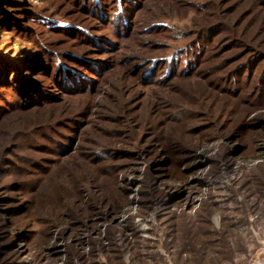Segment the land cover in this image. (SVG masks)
Wrapping results in <instances>:
<instances>
[{
    "label": "trees",
    "instance_id": "16d2710c",
    "mask_svg": "<svg viewBox=\"0 0 264 264\" xmlns=\"http://www.w3.org/2000/svg\"><path fill=\"white\" fill-rule=\"evenodd\" d=\"M259 110L264 0H0V264H34L22 244L36 258L52 252L53 264L63 254L61 264H100L99 253L107 264H135L113 243L135 231L116 227L130 205V172L142 174V206L165 201L173 240L176 219L191 245L189 225L205 222L197 252L230 261L233 242L211 224L223 212L213 190L192 211L182 188L204 146L243 144L221 155L233 166L238 151L264 145ZM257 173L264 180L263 164ZM249 182L231 189L233 215L264 199V185L251 192ZM55 232L65 242L45 246Z\"/></svg>",
    "mask_w": 264,
    "mask_h": 264
},
{
    "label": "rangeland",
    "instance_id": "374dc122",
    "mask_svg": "<svg viewBox=\"0 0 264 264\" xmlns=\"http://www.w3.org/2000/svg\"><path fill=\"white\" fill-rule=\"evenodd\" d=\"M161 18L163 20H171V14H163ZM173 20L179 21L181 24H188L190 22V18H187V20ZM3 40L5 42H8L9 36H5ZM261 112L264 113V110H259L255 114ZM240 147L242 148L243 144L237 142L231 144L227 141H223V143L222 141H218L204 146L201 149V152L203 154H200L206 155V158H201V156H199L198 159L195 160V164L193 165L194 167H196V169L194 172L188 174L187 182L189 183L187 187L182 188L187 198H193V205L190 208V210L192 211L194 209V206L195 208L198 207L197 203L202 200V197H204V195H208L209 192L213 190V194L215 195L217 201L221 204L223 212H216L215 214H212L211 224L216 230L220 231L224 229L223 231H225L229 239L233 242L232 249H234V252L231 259L232 261H224L222 257L219 258V255L217 256V253L213 252H210L207 255L208 258H203L200 255L201 253L197 252L203 247V239L201 236H199L198 238H195V236H204L205 232L207 231L205 222L201 223V226L200 224H198V222H196V227H191L189 225V230H191L192 235L194 233H197L192 236L191 242H193V244L191 245V235L188 236V234L185 232V228L183 227V223H181L183 217L176 219L174 221L175 223H177V226L175 228L176 239L173 240V238H171L170 232L172 224L171 214L168 213V210L164 203L165 201L158 204L154 203L152 205H147L145 207L142 206V186L139 182L142 174L139 176L135 172L126 174L127 181L130 183V187L133 193L129 196V207L124 210L123 213L117 218L116 225V227L121 230H125L127 226H133L135 231L126 236L121 235V233L118 232L116 233L113 242L115 247H119L120 249H122L124 260L129 263L132 258H135V264H231L230 262H234L233 264H235L236 261H238L237 264H249L251 260L254 259V256L252 257V255L244 253V251L247 250V248L245 247L247 243V231H240L239 229V226L241 228L247 226L246 217L248 216H245L244 213L241 212L236 214V211V213L234 212V215L233 213H231L233 210H235L236 205L233 202H230V195L231 189L235 184L239 183L235 186L237 188L240 184L247 180L248 182L251 180L249 182L251 192L255 191V189L256 191H260V189H262V187L260 188V185H264L263 176L257 172L260 163L264 165V145L262 144V142H260L250 148V151L244 154L242 153L243 150L238 151L236 154H234V160L232 162L233 166H230L229 162L222 160L221 155L224 153V151L229 154H233V152L240 149ZM211 160L218 161V167L216 172L214 173L212 172L213 164L209 162ZM144 170L145 166H142L140 173H144ZM255 174H257L256 182L255 178L253 179L251 177L253 175L255 176ZM159 180L161 181V187L166 188L168 193H174L176 191L177 184H175L174 182L165 181L162 178H159ZM197 184H200L201 186V194L196 192L195 185ZM257 193H259L258 195L261 196V198H264V193L263 195H261L260 192ZM235 197L240 202H242L244 198L243 194H237V196L235 195ZM174 209H176L177 212H181L183 207H181V204H176L174 206ZM223 213H228L230 219L231 217H234L233 219L237 221L235 222L236 225L233 226L231 225L229 220L224 219ZM178 217H181V215H179ZM130 218L133 219L130 220ZM239 219L242 220L239 221ZM95 227L98 228L99 226ZM230 227H232V230H230ZM104 230L105 229L102 228V232H99L101 234V237L104 236ZM186 230H188V228ZM86 236L87 234L82 238H85L84 244L86 246H89V241ZM57 238V233H53L52 237L48 239L49 241L46 242L45 246L61 245L63 244L62 241L65 242V240H61L60 242H58ZM189 244L191 245V248H195L196 251H189L191 250ZM133 245L134 249L140 248L139 251L137 250L133 252L131 250ZM25 249L26 246L24 244L20 245V250L23 253L22 255H25L30 263L53 264L56 259L53 256L54 254L50 251L47 254V258L46 256L45 258H42V256L36 258L37 252L35 250L31 249L29 251V249ZM179 251L188 252L186 253L185 257L179 259ZM60 259L62 262H64L66 259V255L63 254ZM98 259L100 261V264H107L104 254L99 253ZM62 262L56 263L61 264ZM75 264L79 263L76 262Z\"/></svg>",
    "mask_w": 264,
    "mask_h": 264
},
{
    "label": "crops",
    "instance_id": "0c3cea01",
    "mask_svg": "<svg viewBox=\"0 0 264 264\" xmlns=\"http://www.w3.org/2000/svg\"><path fill=\"white\" fill-rule=\"evenodd\" d=\"M250 206L253 208L247 217V226L244 228L239 226L240 231H247L245 246L247 250L244 253L254 256V259L264 261V199H252ZM237 263L238 261L235 262V264Z\"/></svg>",
    "mask_w": 264,
    "mask_h": 264
},
{
    "label": "built area",
    "instance_id": "2783aa9c",
    "mask_svg": "<svg viewBox=\"0 0 264 264\" xmlns=\"http://www.w3.org/2000/svg\"><path fill=\"white\" fill-rule=\"evenodd\" d=\"M249 264H264V261H262L261 259H254L251 260Z\"/></svg>",
    "mask_w": 264,
    "mask_h": 264
}]
</instances>
